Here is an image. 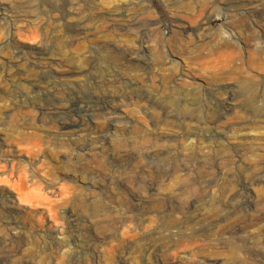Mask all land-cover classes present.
Wrapping results in <instances>:
<instances>
[{"label":"rangeland","instance_id":"374dc122","mask_svg":"<svg viewBox=\"0 0 264 264\" xmlns=\"http://www.w3.org/2000/svg\"><path fill=\"white\" fill-rule=\"evenodd\" d=\"M216 46L242 76H217ZM36 53L75 70L37 82ZM263 73L264 0H0V264H264ZM64 89L117 120L57 129L41 108ZM78 189L114 204L59 206Z\"/></svg>","mask_w":264,"mask_h":264},{"label":"bare ground","instance_id":"6f19581e","mask_svg":"<svg viewBox=\"0 0 264 264\" xmlns=\"http://www.w3.org/2000/svg\"><path fill=\"white\" fill-rule=\"evenodd\" d=\"M15 16V15H14ZM16 17H17V15H16ZM113 20V19H112ZM16 21H17V19H16ZM38 21H39V19H38ZM18 22H20V26H18V27H16V32L18 33V34H21L22 35V32L23 31H28V30H26V29H28L29 28V24H31V23H33V22H35V18H33V15H23V16H20V18L18 19ZM37 22V21H36ZM40 23V22H39ZM36 24V23H35ZM43 25V24H42ZM13 26H14V24H13ZM37 26V25H36ZM43 27V26H42ZM41 27V28H42ZM81 27V26H80ZM39 28V27H38ZM12 29V28H11ZM10 29V30H11ZM46 29V28H45ZM9 30V31H10ZM44 32V31H43ZM227 41V40H226ZM219 44V43H218ZM217 45V44H216ZM221 45V44H220ZM224 45H225V43H224ZM223 46V45H222ZM41 47H39L38 48V50L40 49ZM224 48H229L228 46H226L225 45V47ZM234 48V47H233ZM119 49H120V47H119ZM199 49V48H198ZM118 50V49H117ZM236 50V49H235ZM198 51V50H197ZM250 51V50H249ZM252 51V50H251ZM232 52H233V50H232ZM240 52V51H239ZM239 52L237 53V54H239ZM254 52V51H253ZM20 53H21V51H18V53H17V55H16V57L15 58H21L22 56L20 55ZM241 53V52H240ZM249 53V52H248ZM258 53H260V52H258ZM35 54V53H34ZM40 53H36V55L33 57L32 56V59H31V63L32 62H34L35 63V65H37L36 67H38V69H39V72H38V74H37V76H36V81L37 82H40V83H47V82H51V81H54V80H58V79H64V78H66V77H68V75L70 76L71 75V73L72 72H74V70H75V68L72 66V65H69V66H67V67H65V68H58L57 66H56V64H57V62H55L56 60H55V58H47V57H45L44 55H39ZM210 54L211 55H213V54H215L216 56H217V58L218 57H223L222 59H220V60H228L227 62V64H222V63H220V64H218L217 66H216V69H217V76H220V75H238V73L239 72H241L242 71V68L240 67V66H238L237 65V63L235 62V58H234V55L230 52V51H228V49L227 50H225V49H221V46H216L215 48H211V50H210ZM236 54V55H237ZM261 54V53H260ZM195 55V54H194ZM251 55V54H250ZM255 56H257V55H255ZM248 57H249V55H248ZM252 57H253V55H252ZM252 57H251V59H252ZM246 59H247V57H246ZM249 59V58H248ZM256 59V58H255ZM237 60V59H236ZM259 60V59H258ZM261 60H263L262 58H261ZM214 61V60H213ZM240 61H242V59L240 60L239 59V63L238 64H240ZM248 60H246V62H247ZM250 61V60H249ZM216 62H218V61H216ZM232 62V63H231ZM215 63V62H214ZM248 63V62H247ZM252 63V62H251ZM242 64V63H241ZM245 64V63H244ZM254 64V63H253ZM252 64V65H253ZM214 65V64H213ZM246 65V64H245ZM257 65V64H256ZM248 66V65H247ZM261 65H259V67H260ZM205 67H207V65L205 66ZM262 67H263V65H262ZM261 67V68H262ZM212 68V67H211ZM258 68V67H257ZM203 69V68H202ZM245 70V69H244ZM247 70H248V68H247ZM250 70V69H249ZM202 71V70H201ZM212 72V71H211ZM216 72V71H215ZM248 72V71H247ZM246 72V73H247ZM255 72H257V71H255ZM242 73V72H241ZM252 73H253V71H252ZM264 74V73H263ZM205 75V74H204ZM241 74L239 73V76H240ZM252 75V74H251ZM250 75V76H251ZM255 75V74H254ZM122 76V75H121ZM211 76V75H210ZM242 76V75H241ZM256 76V75H255ZM204 77V76H203ZM222 77V76H221ZM245 77H247V76H245ZM205 78V77H204ZM225 78V77H224ZM227 78V80L229 79V80H231L230 78H228V76L226 77ZM218 79V78H217ZM216 79V80H217ZM239 79V77L237 78V80ZM245 79V78H244ZM130 80V79H129ZM214 80V79H213ZM226 80V81H227ZM233 80V79H232ZM236 80V79H235ZM248 80V79H247ZM222 81H223V79H222ZM249 83V82H248ZM217 85V84H216ZM249 86H250V84H249ZM225 92V91H224ZM226 94V93H225ZM224 94V95H225ZM226 96V95H225ZM225 96H224V98H225ZM226 99V98H225ZM184 103V102H183ZM108 104L106 103V101L104 100V99H101L98 103H96V104H91L89 101H83V100H78L77 99V96H76V94H74L73 93V91L72 90H70V89H64L63 91H61L60 93H58V94H56V95H53L50 99H49V101H48V104L46 105V106H42V110H45V111H48L49 113H51V119H52V123H53V125L57 128V129H63V128H71V127H74V126H77V127H79V123H78V120H77V117L75 116V115H78V116H83V115H86L87 114V112H89V111H91L93 108H102L103 109V111H106V113L109 115L108 117H109V120L110 121H116L117 119L115 118L117 115H115V112H116V109H117V107L116 106H107ZM218 106V105H217ZM225 108V107H224ZM101 109V110H102ZM217 109H219V108H217ZM220 110V109H219ZM222 110V109H221ZM119 117V116H118ZM32 123V122H31ZM29 125V124H28ZM33 125V124H32ZM263 125V124H262ZM24 127V126H23ZM33 127V126H32ZM36 127V126H35ZM32 129V128H31ZM263 129H264V127H263ZM29 130H30V128H29ZM34 130H35V128H34ZM38 130V129H37ZM37 132V131H36ZM35 131H30V132H28V131H25L24 129H18V130H16V135L15 136H13V137H15V140H17L16 142L17 143H23V144H27V143H32V144H39L40 143V141H41V138H43L42 136L40 137L39 136V134H37ZM254 132V131H253ZM39 133V132H38ZM72 133V132H71ZM256 134V133H255ZM73 135L75 136L76 135V137H72V139H69V140H75L74 142H69V146L71 147V148H73L74 146L75 147H78L79 146V149H83V150H86V151H88V154L90 153V151H92L93 153L91 154L92 155V157H93V155H95L96 154V151H97V149L94 151V150H92V149H94V147L92 148L91 147V145L93 144V139L91 140V139H88V138H84V139H78L77 137H79L80 136V130L78 129V130H74V133H73ZM160 135V134H159ZM163 136V135H162ZM175 136V135H174ZM179 136V135H178ZM255 136V135H254ZM71 137V136H70ZM161 137V136H160ZM166 137V136H165ZM251 137V136H250ZM259 137H260V135H259ZM63 138V137H62ZM61 138V139H62ZM172 138H174V137H172ZM176 138V137H175ZM254 138V137H253ZM51 139V138H50ZM64 139V138H63ZM173 140V139H172ZM61 141V140H60ZM62 141H64V140H62ZM97 141V140H96ZM14 142V141H13ZM254 142V141H253ZM66 143V142H65ZM75 144V145H74ZM97 144V143H96ZM263 144V143H262ZM66 145V144H65ZM68 145H67V147H68ZM77 145V146H76ZM94 145V144H93ZM100 145V144H99ZM103 145V144H102ZM101 145V146H102ZM97 146V145H96ZM9 147H10V145H9ZM8 147V148H9ZM12 147V146H11ZM118 147V146H117ZM64 148V147H63ZM7 149V148H6ZM76 149V148H75ZM78 149V148H77ZM9 150H10V148H9ZM66 150V149H65ZM67 150H68V148H67ZM71 150V149H70ZM108 150V149H107ZM106 150V151H107ZM102 151V150H101ZM9 152H11V151H9ZM79 152V151H78ZM85 152V151H84ZM103 152V151H102ZM110 152V151H109ZM69 153V152H68ZM97 153H99V151L97 152ZM71 154V153H70ZM73 154V153H72ZM75 154V153H74ZM82 154H83V152H82ZM103 154V153H102ZM76 155V154H75ZM90 155V154H89ZM86 155H85V153H84V157H85ZM108 156H110L109 155V153H108ZM68 157V156H67ZM76 157H78V155L76 156ZM81 157V156H80ZM87 157H88V155H87ZM92 157H89V158H92ZM98 157V156H97ZM65 158V157H64ZM108 158V157H107ZM107 158H105V159H107ZM105 159H104V161H105ZM79 160V159H78ZM81 160V159H80ZM86 160L87 159H85V162H86ZM68 161H70V157H69V159H67V161L65 162L67 165H68ZM84 161V160H83ZM109 161V160H108ZM73 163V162H72ZM75 163V162H74ZM98 163H100V162H98ZM106 163H108V162H106ZM199 163V162H198ZM261 163V162H260ZM258 164V163H257ZM256 164V165H257ZM263 164V163H262ZM86 165V164H85ZM100 165V164H99ZM98 165V166H99ZM254 165H255V163H254ZM259 165V164H258ZM261 165V164H260ZM69 166V165H68ZM183 165H181V167H182ZM194 166H196V165H194ZM252 166V165H251ZM96 167V166H95ZM100 167V166H99ZM71 168V167H70ZM98 168V167H97ZM253 168V167H252ZM255 168V167H254ZM100 169H101V167H100ZM178 169V168H177ZM249 169H250V167H249ZM103 170V169H102ZM101 170V171H102ZM181 170V169H180ZM186 170V169H185ZM248 170V169H247ZM252 170V169H251ZM258 170V169H257ZM74 171V170H73ZM179 171V170H178ZM264 171V170H263ZM249 172V171H248ZM248 172H247V174H248ZM252 172H254V171H252ZM104 174V173H103ZM261 173H258V171H257V173H255V175L253 176L254 177V179L255 180H257V181H259L261 178H262V175H260ZM71 176H73V175H71ZM106 176V175H105ZM133 176V175H132ZM107 177V176H106ZM127 177H129V176H127ZM76 178V177H75ZM103 179H105L104 177H103ZM85 180V179H84ZM121 180V179H120ZM89 181V180H88ZM213 181V180H212ZM247 181V180H246ZM92 182V181H91ZM90 182V183H91ZM89 183V184H90ZM241 183H242V181H241ZM75 184V183H74ZM84 184V183H83ZM119 184H120V181H119ZM213 184V183H212ZM231 184V183H230ZM82 185V184H81ZM91 185V184H90ZM118 185V184H117ZM211 185V184H210ZM225 185V184H224ZM242 185V184H241ZM240 185V186H241ZM85 186V185H84ZM88 186V185H87ZM123 186H124V188L126 189V192L127 191H129L130 193H136V191H137V175L136 176H134V177H132V178H127V179H125L124 181H123ZM206 186V185H205ZM117 187V186H116ZM121 187V186H120ZM203 187V186H202ZM245 187H247V186H245ZM73 188V190H75V186L74 187H72ZM212 188V187H211ZM203 189H205V187L203 188ZM246 189V188H245ZM79 191L78 192H76V194H75V192L74 191H69V193L68 192H66V193H68L67 195H69L70 193H74L73 194V196L72 197H70V198H67V199H63L62 201H61V203H59V202H56V203H59V206H61L60 204H63V205H65V206H87V205H89V204H92V205H100V206H104V205H109V204H114V202H113V200H107V201H105V199L104 200H98V199H91L90 200V198H88V196L86 195H83L82 194V191L80 190V189H78ZM85 191L87 190V188H85L84 189ZM83 190V191H84ZM122 190V189H121ZM213 190V189H212ZM117 191V190H116ZM170 192V191H169ZM90 193V192H89ZM120 193H122V192H120ZM125 193V192H124ZM128 193V192H127ZM85 194H86V192H85ZM91 194V193H90ZM172 194H173V192H172ZM136 195V194H135ZM27 196V195H26ZM64 196H65V194H64ZM20 197V196H19ZM28 197V196H27ZM27 197H26V199H27ZM118 197V196H117ZM121 197V196H120ZM36 198V197H35ZM103 198V197H102ZM43 199V198H42ZM61 199V198H60ZM125 199V198H124ZM0 200H2V198L0 199ZM6 200V199H5ZM19 200H21V199H19ZM22 200H23V198H22ZM21 200V201H22ZM28 200V199H27ZM32 200V199H31ZM26 201V200H25ZM30 201V200H29ZM39 202H40V200H38ZM37 200H36V202L37 203H39ZM42 201V200H41ZM122 201H124V200H122ZM5 202H7V201H5ZM28 202V201H27ZM33 202V201H32ZM43 202V201H42ZM42 202H40V204L42 203ZM8 203V202H7ZM31 203V202H30ZM117 203V202H116ZM166 203V202H165ZM164 203V204H165ZM258 203V202H257ZM10 204V203H9ZM12 204V203H11ZM164 204H163V207H164ZM167 204V203H166ZM58 205V204H57ZM158 205H160V201H159V204ZM99 206V207H100ZM118 206V205H117ZM109 207V206H108ZM157 208H158V206H157ZM165 208V207H164ZM32 216V215H31ZM29 221V220H28ZM33 221V220H32ZM31 221V222H32ZM143 221V220H142ZM141 222V221H140ZM29 223H30V221H29ZM34 223V222H33ZM53 245H54V243H52ZM52 247V246H51ZM55 247V246H54ZM49 249H50V247H49ZM52 249V248H51ZM54 249V248H53ZM52 249V250H53ZM55 249H56V247H55ZM58 250V249H57ZM54 251V250H53ZM54 253V252H53ZM52 253V254H53ZM43 260V259H42ZM217 262V260H215L213 263H216ZM198 263H199V261H198ZM202 263V262H201Z\"/></svg>","mask_w":264,"mask_h":264}]
</instances>
